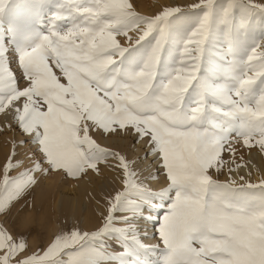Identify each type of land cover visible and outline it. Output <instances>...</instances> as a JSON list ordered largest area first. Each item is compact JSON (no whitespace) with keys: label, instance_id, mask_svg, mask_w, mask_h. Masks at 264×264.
<instances>
[{"label":"snow or ice","instance_id":"1","mask_svg":"<svg viewBox=\"0 0 264 264\" xmlns=\"http://www.w3.org/2000/svg\"><path fill=\"white\" fill-rule=\"evenodd\" d=\"M9 108L35 149L26 154L29 166L10 176L24 163L13 144L0 214L42 176L99 174L108 156L118 161L123 185L106 198L97 228L73 226L15 264H152L148 253L157 249V264H264V177L221 182L210 172L221 171L234 127L246 146L254 140L264 152V3L199 0L149 16L131 0H0V112ZM117 126L148 138L166 186L149 188L133 161L90 135ZM156 219L163 248L140 238ZM113 238L121 251L108 249ZM25 249L24 237L14 240L0 227V264H13Z\"/></svg>","mask_w":264,"mask_h":264},{"label":"bare ground","instance_id":"2","mask_svg":"<svg viewBox=\"0 0 264 264\" xmlns=\"http://www.w3.org/2000/svg\"><path fill=\"white\" fill-rule=\"evenodd\" d=\"M175 1L177 0H169V2L172 3H175ZM178 1L183 2V4L187 3V0ZM256 2L264 3V0H256ZM0 118L1 122L8 123L14 118V110L11 108L6 109L1 114ZM118 129L119 128H117L116 131L117 134H119ZM103 133V130H93L90 132V135H92L93 139H95L101 147L108 148L112 151H119L122 155H125L128 160L133 161V170L139 174V178L149 188L158 190L166 186L167 181L164 172L161 171V173H158V171L155 170L158 165L161 167L160 164H157L158 161L151 153L148 157L144 156V150L141 147L143 144L142 141L140 143H131L130 138L121 137V135L118 136L115 133ZM134 134L135 133H133V136ZM145 147H147L146 143ZM8 148L6 149L7 151ZM4 150H2L3 152L0 151V179L3 178V166L6 162V160H3ZM253 155L256 157L258 156L256 151L249 152L245 156L249 167L255 166ZM152 160H154L153 163ZM101 164H104V167L99 169V174L90 169L87 171V175L82 174L80 177H69L62 172H52L50 173V175L53 174L52 176L41 177L39 182L31 187L35 192L33 193L35 194V202L37 203L35 208L40 226L38 227V235H42L43 232H46V235L51 233L55 237L58 233L69 231L76 225H78L79 229L82 231H92L102 223V216L106 214L108 205L106 198L113 196L116 191L121 190L123 185L121 182L122 171L117 167L118 161L115 157L108 156ZM156 164L157 166H155ZM249 167H240L234 171L233 174H238L239 171L246 172ZM17 171L18 169H14L8 174H13V172L16 173ZM149 172H151L156 179H145ZM29 199L31 200L30 196ZM20 200L19 198L12 202L9 210L0 214V227H3L14 240L21 237L18 230L13 229L15 226V217L19 211L17 206L22 205ZM27 203L29 204L30 202L28 201ZM32 214H34V212ZM69 220H71V227H69ZM142 222L140 230L143 233L145 230V222ZM147 232V236L143 235L140 237L142 242L147 245H154L155 240L150 238L151 222L147 224Z\"/></svg>","mask_w":264,"mask_h":264},{"label":"rangeland","instance_id":"3","mask_svg":"<svg viewBox=\"0 0 264 264\" xmlns=\"http://www.w3.org/2000/svg\"><path fill=\"white\" fill-rule=\"evenodd\" d=\"M131 3L134 6L135 11L142 15H155L159 10H161L165 6H178L181 8H185L188 5L194 4V3H199V0H187L186 4H183L181 1H175V3L169 2V0H131ZM143 27V26H141ZM129 36H132L133 39L138 38V31L137 30H130L129 31ZM120 40V43L122 45L127 46L130 41L127 40L126 37L120 36L118 37ZM10 57V66L12 70L15 72L16 76L19 78V86L23 87L25 84V81L23 78H21V72L20 69L17 65V62L15 58H13V54L9 53ZM53 71L59 76L60 72L59 69L55 68L53 66ZM6 110V109H5ZM4 110V111H5ZM3 111V112H4ZM3 112H0V116ZM118 128V126H117ZM116 135H121V137H127L128 139L130 138L131 143H140L141 141L143 144L141 145L142 149L144 150V156L148 157L150 154L149 151V144L147 142L148 138H143V139H138L136 134L133 133L134 130L131 127L127 128L126 134L120 132ZM105 134V133H103ZM92 136V135H91ZM258 138V137H257ZM29 140V137L22 132V130L18 127L16 121L14 118H12L8 123H3L1 122L0 118V151L3 152L4 150V155H3V160H6L10 153H12V148L13 144H15L16 147V156L15 159L18 160H23L24 163L20 165L19 167L13 168L11 171L14 169L20 172L25 167L29 166L30 163V156L26 157V154L31 153L34 149L35 146L27 143ZM5 141V142H4ZM24 141L25 143L21 144L20 142ZM3 143V144H2ZM145 143L147 144V147H145ZM3 145V146H2ZM10 145V146H9ZM9 147V148H8ZM29 147V148H28ZM8 148V151L6 150ZM148 149V150H147ZM7 151V152H5ZM256 151L258 156L256 157L253 155V159L255 162V166L249 167L248 163L246 161V154L249 152ZM39 155V153H37ZM6 157V158H5ZM259 158V159H257ZM221 159L223 161L221 171L219 173H216L215 169H211L210 172L214 176V178L218 179L219 181L223 182L231 178L232 180H235L237 183H243L245 181L256 183L259 181L261 177H264V152H262L259 148L258 145L255 144V141L253 140L250 145L246 146L243 143V138L238 135V126L234 127L233 129L230 130L229 136H228V141L224 145V149L221 152ZM154 160H152V163ZM100 162L98 164V168L100 169L101 167H104ZM159 164V163H157ZM157 164L155 166H157ZM100 165V166H99ZM249 167L247 168L246 172L244 171H239L238 174H233L234 171L239 169L240 167ZM255 167V168H254ZM158 171V173L163 172L161 167L159 165L155 169ZM231 170V171H230ZM16 173H19V172ZM15 172L13 174H9L10 176H15L17 175ZM255 173V174H254ZM53 174H48L46 176H52ZM45 176V177H46ZM240 176L244 177V181H241L239 179ZM44 177V176H42ZM30 188L20 199L22 205L17 206L19 209L18 214L15 217V226L13 227L14 230H18L19 234L25 238L26 242V249L17 253L16 256L13 257V264H15V261L20 260L24 257L29 256L31 253L34 252H40L42 253L43 250L46 248L48 243L54 238V236L49 233L45 234L46 232H43L42 235H38V230L40 227L38 223V217L36 215V208L35 206L37 205L36 197H35V192ZM33 193V194H32ZM174 195V194H173ZM29 196L31 197V200L29 199ZM24 199V200H23ZM29 199V200H28ZM34 202V203H27V202ZM167 203H170V201L165 202V207L158 209L155 213L156 217H162L167 210ZM26 204V205H25ZM33 206V207H32ZM31 207V208H29ZM29 208V209H28ZM35 208V209H32ZM29 211V212H28ZM34 212V214H32ZM31 219V220H30ZM24 221V222H23ZM28 221V222H27ZM143 220H140L138 223L140 225V228L142 227V222ZM69 227H71V220H69ZM159 223L158 219L151 221V232H150V238L155 240L154 245H159L160 248H163V244L159 239L158 232L155 231L156 228H158ZM20 229V230H19ZM30 230V231H29ZM141 231V230H140ZM31 233V234H30ZM142 233V231H141ZM47 236V237H46ZM143 236V234L141 235ZM153 245V244H151ZM108 249L110 251H121V247L118 243H116L115 239L113 238L112 240L108 241ZM2 254V252L0 253ZM161 257V253L159 249L155 252L148 253V259L149 261L152 262V264H157Z\"/></svg>","mask_w":264,"mask_h":264}]
</instances>
